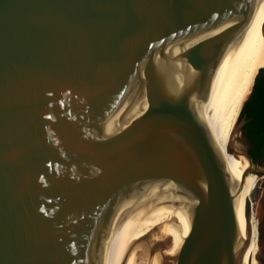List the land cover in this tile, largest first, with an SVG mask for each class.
I'll list each match as a JSON object with an SVG mask.
<instances>
[{
	"label": "water",
	"instance_id": "water-1",
	"mask_svg": "<svg viewBox=\"0 0 264 264\" xmlns=\"http://www.w3.org/2000/svg\"><path fill=\"white\" fill-rule=\"evenodd\" d=\"M258 4L0 0V264H250L210 140Z\"/></svg>",
	"mask_w": 264,
	"mask_h": 264
},
{
	"label": "bare ground",
	"instance_id": "bare-ground-1",
	"mask_svg": "<svg viewBox=\"0 0 264 264\" xmlns=\"http://www.w3.org/2000/svg\"><path fill=\"white\" fill-rule=\"evenodd\" d=\"M261 68H264V0H259L239 87L218 120L210 140L212 148L221 156L222 169L225 174L227 186L232 193V202L236 203L242 210L244 201L249 196L246 195L243 185L238 189V181L242 171L247 166V162L239 154L241 147L237 141H233L231 144V148L235 153L232 154L230 152L228 158H226V153L229 151L230 141L233 138L235 120L240 107L245 98H247L255 74ZM248 222L250 224V214ZM251 235L252 249L250 264H257L254 255L258 250V241L254 228L253 230L251 229Z\"/></svg>",
	"mask_w": 264,
	"mask_h": 264
},
{
	"label": "flooded vegetation",
	"instance_id": "flooded-vegetation-1",
	"mask_svg": "<svg viewBox=\"0 0 264 264\" xmlns=\"http://www.w3.org/2000/svg\"><path fill=\"white\" fill-rule=\"evenodd\" d=\"M242 138L252 167L258 169L247 173L242 185L250 200L251 229H255L257 241L259 242L262 238L264 239V141L256 147L245 136H242Z\"/></svg>",
	"mask_w": 264,
	"mask_h": 264
},
{
	"label": "trees",
	"instance_id": "trees-1",
	"mask_svg": "<svg viewBox=\"0 0 264 264\" xmlns=\"http://www.w3.org/2000/svg\"><path fill=\"white\" fill-rule=\"evenodd\" d=\"M244 121L241 135L253 146L264 141V71L259 69L253 78L250 92L242 103L236 118Z\"/></svg>",
	"mask_w": 264,
	"mask_h": 264
},
{
	"label": "rangeland",
	"instance_id": "rangeland-1",
	"mask_svg": "<svg viewBox=\"0 0 264 264\" xmlns=\"http://www.w3.org/2000/svg\"><path fill=\"white\" fill-rule=\"evenodd\" d=\"M248 94H247V96H248ZM236 125H240V122H236ZM242 145H244V144L242 143ZM229 156H230V151H228L226 153V158H228ZM254 258H255V261L257 264H264V239L263 238L258 242V250H257L256 254L254 255Z\"/></svg>",
	"mask_w": 264,
	"mask_h": 264
}]
</instances>
